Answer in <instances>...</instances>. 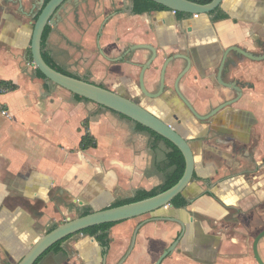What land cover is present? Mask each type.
<instances>
[{"label": "crops", "instance_id": "1", "mask_svg": "<svg viewBox=\"0 0 264 264\" xmlns=\"http://www.w3.org/2000/svg\"><path fill=\"white\" fill-rule=\"evenodd\" d=\"M45 1L0 0V82L16 86L0 93V264L18 262L49 225L60 224L68 211L80 213L83 209L111 206L139 190L160 187L174 169L167 141L38 75L30 39ZM133 2L69 1L58 12L54 24L48 25L44 51L67 72L111 87L113 79H136L139 65L150 56L145 49L131 50L135 44L152 45L158 49L160 59L163 52L192 54L195 68L204 69L221 61L223 51L235 45L259 50L264 43V0H226L220 11L227 18L214 22L208 15L178 18L169 10L133 14ZM115 6L117 14L112 13ZM195 68L191 77L197 73ZM256 76L252 108L261 142L254 159L256 165L262 166L264 61L257 62ZM203 83L193 82L198 88L199 103L205 98ZM163 107L161 114L167 119L169 110L176 111L166 104ZM170 120L189 138L209 132L208 124L184 109L179 111L177 121ZM85 137L87 143L96 142V147L83 149ZM190 145L196 172L182 194L188 201L195 200L190 207H167L113 225L109 229V251L95 236L75 234L58 249L44 254L37 264H119L136 226L155 215L176 217L189 228L180 246L183 253H172L162 264H197L189 258L190 242L201 236V261L218 248L221 237L208 233L201 220H224L229 210L221 200L241 205L242 220L261 226L264 209L258 202L264 205V176L253 173L256 182L252 185L242 172L252 170L254 163L244 159L239 163V155L231 145L203 140ZM191 211L197 212L199 218ZM69 218L67 215L66 220ZM180 229V224L172 221L146 223L122 264H155Z\"/></svg>", "mask_w": 264, "mask_h": 264}, {"label": "flooded vegetation", "instance_id": "2", "mask_svg": "<svg viewBox=\"0 0 264 264\" xmlns=\"http://www.w3.org/2000/svg\"><path fill=\"white\" fill-rule=\"evenodd\" d=\"M117 12L118 9L115 6L112 13L117 14ZM242 48L250 51L249 53L252 56L264 55V44L259 50ZM226 53L224 50L221 61L210 67L201 69L195 68L192 64V67L187 72H185L187 70L185 64L179 68H176V63L173 62H169L166 65L164 56L160 59L159 55L147 67L142 78L141 71L143 65L148 60L146 58L139 65L136 79H113L111 87L103 83L100 85L120 91L126 97L151 110L165 120L167 118H164L161 114L164 104L167 107H174L176 109V111H173V109L169 110L166 116L169 120L170 118L176 120L179 111H183V109L192 113L200 122L206 123L210 127L206 136L198 138L186 137L181 132L187 141L192 143L195 140H203L206 142H217L222 146L231 145L234 148V153L239 155V163L243 159L254 163L252 170L245 169L242 171L243 175L245 173L246 180L253 185L256 182L253 173L257 172L259 176H264V169H262L264 167V157L261 156L262 166L256 165L254 159L257 147L261 142V134L256 129L258 120L252 108L255 106L258 60L250 58L237 50H233L232 47L227 55ZM247 62L249 64L245 66L244 63ZM193 68L196 69L197 73L191 77L190 73ZM191 79L194 83L200 80L205 82L202 88L205 98L201 103L197 101L196 97L199 96L196 90L198 88L193 84ZM261 84L264 85V83ZM201 106L204 107V111L201 110ZM157 139L166 142L163 138ZM213 197L219 200L215 195ZM194 202L195 200H189L187 206L190 207ZM220 202L229 210L224 220L213 221L209 218L201 220L208 233L221 237L218 248L212 251L213 253L209 258L207 255L202 261L199 260L198 257L201 255L199 253L203 250L200 243L202 242L200 241L201 236L199 235L195 242L191 241V245L189 244L191 246L189 248L190 260L197 264H260L256 256L255 250L257 249V253L264 262V236L257 242V236L264 231V220L261 226L255 227L254 223L242 220L241 205L234 203L226 204L222 200ZM258 203L264 209V205L261 204L262 202ZM192 215L195 218H199L197 212H192ZM57 225H49L43 234L51 231ZM188 230L189 228L186 226L185 232L181 228L177 233L173 242L178 239L180 241L172 253H183L180 246ZM111 242L110 238L107 245L101 244V246L108 247L107 251H109Z\"/></svg>", "mask_w": 264, "mask_h": 264}, {"label": "water", "instance_id": "3", "mask_svg": "<svg viewBox=\"0 0 264 264\" xmlns=\"http://www.w3.org/2000/svg\"><path fill=\"white\" fill-rule=\"evenodd\" d=\"M71 0H49L42 8L35 23L32 26L31 33V54L32 59L37 70L45 75L48 81L70 91L74 95L83 97L84 99L96 102L97 104L115 111L128 119L134 121L137 124H141L151 131L156 132L162 136L163 139L171 142L175 145L184 155L186 161V168L181 179L171 188L158 193L154 196L138 200L135 202L126 203L119 206H107L96 207L92 212L86 215L76 216L69 218L63 223L58 224L51 231L42 234L26 251L23 257L15 264H37L40 258L48 252L55 244L61 242L68 237L75 234L82 233L83 230L97 225L107 223H118L129 219L137 218L146 214H155L156 212L163 211L165 208H174V199L179 194H185L187 186L194 180L196 172V159L193 149L187 139L183 136L179 127L169 119H163L157 116L151 110L144 106L134 102L130 98L123 95L120 91L109 89L106 86L91 82L80 77L72 76L58 71L50 66L43 56V35L46 27L50 24H54L55 18L58 12ZM161 6L164 10L174 12L177 17L182 18H199L200 15H208L214 22L218 19L220 14V8L225 4L226 0H212L209 3H199L194 0H151ZM135 2L132 4V13L136 14L134 10ZM198 38V37H197ZM260 44L259 47L263 46ZM131 50L145 49L150 51V56L147 62L143 65L141 71V77L149 65L159 56L158 49L150 44H135L130 47ZM233 50H237L250 58H254L258 61L264 60V55L252 56L249 52L240 46H233ZM230 49L226 50L228 53ZM226 53V55H227ZM163 56L166 60V65L169 62L180 63V66L185 64L187 66V72L192 67L196 66V59L194 55L189 54H171L167 55L163 52ZM196 115L198 113L194 111ZM199 116V115H198ZM202 119V118H201ZM188 201V200H187ZM187 207L184 206L185 209ZM177 209V207L175 208ZM180 209V208H179ZM153 221H172L180 224L183 232H185L186 225L184 222L176 217L165 216H153L136 226L130 246L125 255L120 260L119 264H122L128 255L133 250L137 234L139 229L146 223ZM183 234V233H182ZM90 236V235H88ZM264 236L262 231L257 236V242ZM91 238L93 236H90ZM179 239L174 241L167 249L163 251L160 257L156 260L155 264H162L163 260L168 257L179 244ZM106 251L108 247H103ZM256 251V256L260 264H264L259 254ZM103 257H107L104 254Z\"/></svg>", "mask_w": 264, "mask_h": 264}, {"label": "trees", "instance_id": "4", "mask_svg": "<svg viewBox=\"0 0 264 264\" xmlns=\"http://www.w3.org/2000/svg\"><path fill=\"white\" fill-rule=\"evenodd\" d=\"M48 1L49 0H46L44 5H46V3ZM194 1L205 4V3H209L212 0H194ZM164 9L165 8L163 6L153 2L151 0H135L134 10L138 14H141V13H144V12H150V11H153V10H164ZM224 18H227L226 13L220 12L218 19H224ZM49 29H50V27L47 26L46 30L44 32V35H43V42H42L43 56H44L45 60L47 61V63L50 66H52L53 68L57 69L58 71L63 72V73L68 74V75L75 76V75L67 72L65 69L59 67L56 64V62L53 60V58L46 51H44V46H45V42H46V39H47V36H48V33H49ZM38 75L40 77L44 78V79H47L45 77V75L43 73H41L39 70H38ZM2 88H6L7 89L6 92H9L11 90H14L16 88V86L14 84H12L11 82L1 81L0 82V93L1 94L2 93H6V92H2L1 91ZM78 97L83 99V97H81V96H78ZM138 125H139V127L142 130L149 131L156 138H163L162 136L158 135L154 131L149 130L145 126H143L141 124H138ZM167 143H169L170 147L172 148V151L168 154V158H169V161H170L171 165L174 167V169L172 170L171 173H169L165 184L160 186V187H156V188H154L152 190H149V191L148 190H139L133 197L120 199V200L114 202L111 206H119V205H123V204L130 203V202H135V201H138V200H142V199L154 196V195H156L158 193H161V192L171 188L172 186H174L181 179V177L184 174L185 168H186L185 157L182 154V152L175 145H173L169 141H167ZM88 146L96 147V142L87 143L86 142V137H85L83 139L82 143H81V147L83 149H85ZM173 203H174L175 207L182 208V207H184V206H186L188 204V201L182 194H179L174 199ZM92 211H93L92 209L88 208V209L84 210L83 212H81L80 215H86V214H89ZM115 224H117V223H107V224L92 226V227H89V228L83 230L82 233L90 235V236H95L99 240V242L101 244L107 245L109 240H110L108 230ZM53 228H55V227H53ZM62 242L63 241L58 242L57 244H55L49 251H51L53 249H58Z\"/></svg>", "mask_w": 264, "mask_h": 264}, {"label": "rangeland", "instance_id": "5", "mask_svg": "<svg viewBox=\"0 0 264 264\" xmlns=\"http://www.w3.org/2000/svg\"><path fill=\"white\" fill-rule=\"evenodd\" d=\"M67 215H68V217L70 215L71 218H74L76 216H80V213L77 210H74V211H68L67 214H66V217H67ZM66 217H64L63 220H60V223L65 222L66 221Z\"/></svg>", "mask_w": 264, "mask_h": 264}, {"label": "built area", "instance_id": "6", "mask_svg": "<svg viewBox=\"0 0 264 264\" xmlns=\"http://www.w3.org/2000/svg\"><path fill=\"white\" fill-rule=\"evenodd\" d=\"M1 91H2V92H6L7 89H6V88H2ZM3 114H7V110H3Z\"/></svg>", "mask_w": 264, "mask_h": 264}]
</instances>
